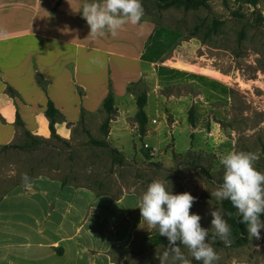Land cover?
Masks as SVG:
<instances>
[{
    "label": "rangeland",
    "instance_id": "obj_1",
    "mask_svg": "<svg viewBox=\"0 0 264 264\" xmlns=\"http://www.w3.org/2000/svg\"><path fill=\"white\" fill-rule=\"evenodd\" d=\"M156 1L141 0V20L176 30L180 41L188 42L176 51L177 55L170 62L177 68L192 69L221 83L224 92L218 89L203 93L188 84L156 87L151 84L153 91L147 112L149 119L154 118L159 124L147 122L142 139L130 117L109 125L106 141L124 156L122 164L114 162L108 149L96 148L89 143L87 132L94 139H102L99 127L105 118L103 111L87 115L83 124L71 129L68 140L38 137L46 143L31 150L0 151V199L12 187L23 185L21 176L25 173L31 180L38 177L65 180L70 185L112 196L135 193L140 197L148 184L161 180L172 194L187 192L197 198L190 213L200 215L201 227L209 231L208 242L219 256L213 264H264V229L260 230V239H256L250 236L247 224L242 223L244 228L239 235L231 224L240 217L237 210L228 206L227 200L219 201L211 196L222 182L223 167L218 153H255L258 160L254 166L264 173V23L256 22L259 15L264 19V0L256 7H239L233 0H209V8L199 11L164 10L157 7ZM233 12L242 18L233 17ZM213 18L224 22L212 41L216 47L202 43L199 37L188 39L196 25L208 24ZM240 30L244 31V38L238 41ZM127 55L134 56L135 53ZM120 61L118 71L115 68L117 58L109 56L108 65L114 66L112 79L115 83L125 79L126 75L136 74L137 70L131 58ZM146 88L150 92L149 85ZM157 104L165 112L160 117L154 107ZM191 106L195 111L194 128L187 122ZM39 134L45 135L44 130ZM28 143L31 141L19 128L11 144ZM145 146L154 147V155L145 157L142 148L149 154ZM215 209L231 213L224 217L231 229L232 243L228 246L215 237L211 216L206 215ZM259 218L264 222V213ZM156 234L158 231L149 229L143 221L129 248L112 249V260L117 264H159L165 247L148 246V238ZM181 248L191 264H201L186 248ZM167 264H171V260Z\"/></svg>",
    "mask_w": 264,
    "mask_h": 264
},
{
    "label": "crops",
    "instance_id": "obj_2",
    "mask_svg": "<svg viewBox=\"0 0 264 264\" xmlns=\"http://www.w3.org/2000/svg\"><path fill=\"white\" fill-rule=\"evenodd\" d=\"M83 2L0 0V146L15 140L17 113L24 130L49 138L48 101L63 117L55 124L56 134L68 140L82 111L85 117L101 111L109 83L118 107L110 124L127 117L133 121L135 96L127 87L138 81L146 90L144 112L150 124L155 120L147 112L151 84L224 92L221 83L170 62L188 43L180 41L178 32L141 20L114 36H89L80 12ZM111 55L117 58L118 71L120 60L131 58L136 74L115 83L114 66L108 65ZM154 107L158 117L165 113L158 104ZM139 198L135 193L97 196L89 188L62 186L60 180L46 177L31 180L30 189L16 185L0 199V264H117L112 249L129 248L143 222Z\"/></svg>",
    "mask_w": 264,
    "mask_h": 264
},
{
    "label": "clouds",
    "instance_id": "obj_3",
    "mask_svg": "<svg viewBox=\"0 0 264 264\" xmlns=\"http://www.w3.org/2000/svg\"><path fill=\"white\" fill-rule=\"evenodd\" d=\"M82 18L90 29L89 36L116 35L125 25H138L143 16L141 0H84L80 10ZM223 167L222 182L211 196L219 201L227 200L237 210L241 223L248 226L250 236L260 239L264 229L260 215L264 213V173L255 168L258 156L244 151H227L217 154ZM21 180L26 189L31 188V178L25 173ZM196 197L184 192L172 194L164 181L153 180L141 194L137 208L149 229L157 230L166 237L167 247L159 264H191L181 246L201 264H213L219 259L215 249L208 242L209 231L201 227V216L190 213ZM211 229L225 246L232 243L231 229L225 220L223 209L210 210Z\"/></svg>",
    "mask_w": 264,
    "mask_h": 264
},
{
    "label": "trees",
    "instance_id": "obj_4",
    "mask_svg": "<svg viewBox=\"0 0 264 264\" xmlns=\"http://www.w3.org/2000/svg\"><path fill=\"white\" fill-rule=\"evenodd\" d=\"M260 0H233V2L238 5L239 7L246 5L251 7H256L259 4ZM156 5L160 9H182L185 11H199V10H207L209 8V0H157ZM233 17L235 18H242V15H240L237 12L232 13ZM154 23L153 21H151ZM256 22L258 24L264 23V19L259 15L256 19ZM223 21L217 18H213L210 20L208 24L200 23L196 25L193 30L189 33V37H199L202 43H210L212 46L216 47V44L212 41L216 38L218 32L220 31L221 27L223 26ZM155 27H161L155 24ZM176 31V30H174ZM177 32V31H176ZM179 33V32H178ZM244 38V31L240 30L237 34V39L240 41ZM39 79V78H38ZM40 84H42L41 80H38ZM143 83L141 81H138L136 83H131L127 87V92L130 94H133L135 96V104H136V113L133 117V122L137 125V133L139 135V138L142 139L146 134V125H147V117L144 112V108L146 106L147 96H146V90L143 88ZM6 91L11 95L15 96V92L7 88ZM101 111L104 112L105 118L103 119L99 129L102 135V139H94L91 137V135L87 132L89 143L96 148H106L108 149L110 155L112 156L114 162L118 164H122L124 161V156L119 153L116 149L111 148L109 144L106 141V138L109 134V125L110 121L114 118L116 114V108H115V99H114V92L112 89L111 83L108 85V92L105 98L102 101L101 104ZM45 116L48 119V128L50 131V137L53 140L57 141H63L57 134L55 130V124L59 122H63V117L60 115V113L55 109L51 101H48L47 108L45 110ZM187 120L191 128H194L195 126V111L193 106L189 108L187 112ZM85 120V115L82 111L80 120L78 124H83ZM16 127L19 129H23V123L20 121L19 114H16ZM23 133L26 138H28L31 143L24 144L22 146H16L13 144L3 145L0 146V151H4L7 149H20V150H31L35 148L36 146H39L42 143H46L44 139H40L38 137L32 136L28 131L23 129ZM191 138V135H190ZM142 153L145 157H149L148 151L146 149L142 148ZM263 155H264V149H263ZM61 185L66 186L70 185L65 180H61ZM73 186V185H72ZM77 187V186H74ZM87 188V187H86ZM90 189V188H89ZM97 196L99 195H110L107 193L99 194L96 193ZM114 198H118L120 196H112ZM228 206H231V203L228 201ZM234 208V207H233ZM232 227L238 232V234H242L243 232V224L241 223V217L237 218V221L232 220L231 221ZM164 246L167 247L168 241L166 237L159 236V234H156L152 237L148 238V246L150 248L154 246Z\"/></svg>",
    "mask_w": 264,
    "mask_h": 264
},
{
    "label": "built area",
    "instance_id": "obj_5",
    "mask_svg": "<svg viewBox=\"0 0 264 264\" xmlns=\"http://www.w3.org/2000/svg\"><path fill=\"white\" fill-rule=\"evenodd\" d=\"M156 121L152 120V124H155ZM147 147V146H145ZM149 149V155H154V153L156 152V149L154 147H147Z\"/></svg>",
    "mask_w": 264,
    "mask_h": 264
}]
</instances>
